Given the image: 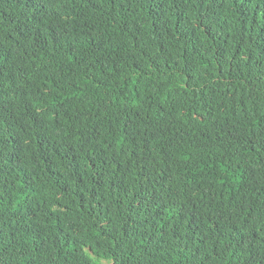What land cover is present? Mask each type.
Returning a JSON list of instances; mask_svg holds the SVG:
<instances>
[{"label": "trees", "instance_id": "obj_1", "mask_svg": "<svg viewBox=\"0 0 264 264\" xmlns=\"http://www.w3.org/2000/svg\"><path fill=\"white\" fill-rule=\"evenodd\" d=\"M0 264H264V0H0Z\"/></svg>", "mask_w": 264, "mask_h": 264}]
</instances>
